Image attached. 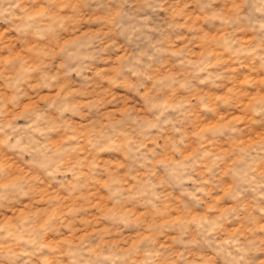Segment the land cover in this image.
Listing matches in <instances>:
<instances>
[{"label": "clouds", "instance_id": "1", "mask_svg": "<svg viewBox=\"0 0 264 264\" xmlns=\"http://www.w3.org/2000/svg\"><path fill=\"white\" fill-rule=\"evenodd\" d=\"M0 264H264V0H0Z\"/></svg>", "mask_w": 264, "mask_h": 264}]
</instances>
